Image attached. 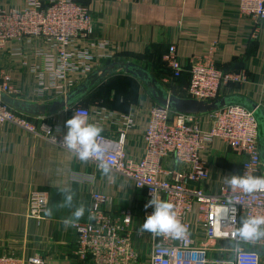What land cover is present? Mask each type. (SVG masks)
<instances>
[{
  "label": "crops",
  "instance_id": "1",
  "mask_svg": "<svg viewBox=\"0 0 264 264\" xmlns=\"http://www.w3.org/2000/svg\"><path fill=\"white\" fill-rule=\"evenodd\" d=\"M79 1L88 7L94 21L93 35L85 44L90 69L83 75H68L67 81L75 83L74 89L93 73L104 69L108 72L78 103L64 108L54 106L72 89L66 87L67 92L57 94L50 88L48 73L40 79L33 72L32 65L42 66L43 54L51 53L50 43L13 39L0 48V78L8 75L18 90L11 98L38 107L32 113L12 107L29 120L67 131L65 121L74 115L73 110L79 106L89 108L88 122L102 128L101 134L106 137L116 138L124 131L128 155L139 160L145 152L150 108L157 101L140 77L120 70L119 65L132 63L141 76L149 73L168 95L188 98L189 61L208 56L212 46L218 68L247 75L246 81L227 85L223 95L246 96L264 109V21L257 24L240 15V0ZM0 3L7 8H22L29 2ZM170 45L176 46L185 66L178 78L164 61ZM195 118L202 129H208L207 113L195 114ZM202 158L210 173L204 182L207 192H217L226 177L241 175L242 157L219 139L213 140ZM165 168L174 171L181 166L169 158ZM161 176L171 177L167 173ZM34 190L48 193L51 212L41 223L26 216L28 197ZM96 192L109 197L103 209L114 220L130 210L135 213L133 226L140 228L146 199L143 190L111 169L103 172L92 160L81 161L44 137L13 124H0V256L40 255L47 264H79L75 257L77 235L71 224L91 220L89 208ZM80 207L83 214L76 218L73 213ZM136 241L139 248H148L147 236Z\"/></svg>",
  "mask_w": 264,
  "mask_h": 264
},
{
  "label": "built area",
  "instance_id": "2",
  "mask_svg": "<svg viewBox=\"0 0 264 264\" xmlns=\"http://www.w3.org/2000/svg\"><path fill=\"white\" fill-rule=\"evenodd\" d=\"M28 2L22 8H7L0 3V48L13 39L50 43L51 53L43 54L42 66L32 65L33 72L40 79L44 72L48 73L50 88L55 93L67 92L66 87L70 90L75 84L67 81L68 75H83L90 69L87 64L90 53L85 44L94 32L91 12L78 0ZM238 10L240 15L254 19L257 24L264 21V0H240ZM214 52L212 46L208 56L190 59L188 98L211 102L223 97V89L230 83L247 80L242 71L218 68L213 60ZM164 61L174 77L184 72L185 66L175 45L169 46ZM17 92L10 77L3 74L0 93L13 97ZM73 113L88 118L91 110L79 106ZM207 118L210 125L204 130L195 114L175 112L158 102L153 103L144 133L145 152L139 160L128 155L124 131L116 138L103 134L97 137V143L103 146L102 159L109 169L143 190L145 204L152 193L171 202L186 228V235L183 239H171L139 231L133 226L135 213L130 210L122 212L121 219L114 220L103 209L109 197L96 192L89 208L91 220L71 224L77 235L75 257L79 264H264V238L243 241L235 235L242 217L264 216V191L248 193L232 189L225 181L217 192H207L204 182L210 173L202 158L213 140L219 139L242 157L241 175L264 176L257 119L251 110L240 104L208 112ZM6 123L68 150L63 145L66 130L44 121L35 123L0 98V124ZM169 158L175 159L181 168L166 171L164 163ZM89 160L99 163L94 157ZM164 173L171 177H162ZM229 202L236 207L235 222L228 219L232 214ZM48 205V193L34 190L28 197L26 216L41 223ZM152 211V207H143L142 217ZM144 236L148 237V248L141 249L136 239ZM0 264H47V261L40 255L6 253L0 256Z\"/></svg>",
  "mask_w": 264,
  "mask_h": 264
},
{
  "label": "clouds",
  "instance_id": "3",
  "mask_svg": "<svg viewBox=\"0 0 264 264\" xmlns=\"http://www.w3.org/2000/svg\"><path fill=\"white\" fill-rule=\"evenodd\" d=\"M67 129L63 137V145L74 153L81 161H87L94 157L99 163L98 167L105 173L109 171V165L102 159L103 146L97 143L102 128L89 123L88 118L74 114L65 121ZM230 188H239L244 192L264 191V176L252 175H230L225 178ZM67 199L71 200V195ZM231 207L230 222L236 220L235 204L229 202ZM145 209L152 207L153 211L144 218L139 231L151 233L155 236H168L171 239H183L186 235V228L177 217V212L171 202L160 199L152 193L151 199L144 205ZM83 207L75 210L74 217L79 218L83 214ZM51 210L46 209V214ZM235 235L243 241H255L264 238V216L242 217Z\"/></svg>",
  "mask_w": 264,
  "mask_h": 264
},
{
  "label": "water",
  "instance_id": "4",
  "mask_svg": "<svg viewBox=\"0 0 264 264\" xmlns=\"http://www.w3.org/2000/svg\"><path fill=\"white\" fill-rule=\"evenodd\" d=\"M119 69L140 77L150 87V91L152 92L156 101L164 106H167L169 109L175 112L186 114H203L231 104H240L247 107L254 113V116L258 122V141L262 163L264 165V109H262V107L255 101L239 94L223 96L211 102L168 95L162 85L157 83L149 73H147L146 76H141L139 68L134 64L123 63L119 65ZM107 72L108 69H104L100 72L93 73L84 82L69 91L65 97L57 100L54 103V106L64 108L78 103L87 95L89 91L93 89V87L106 75ZM0 98L8 103L11 107L28 113H32L38 108L36 105L20 102L4 93H0ZM40 108H43V106H40Z\"/></svg>",
  "mask_w": 264,
  "mask_h": 264
},
{
  "label": "trees",
  "instance_id": "5",
  "mask_svg": "<svg viewBox=\"0 0 264 264\" xmlns=\"http://www.w3.org/2000/svg\"><path fill=\"white\" fill-rule=\"evenodd\" d=\"M79 1V0H78ZM80 2V1H79ZM82 3V2H81ZM83 4V3H82Z\"/></svg>",
  "mask_w": 264,
  "mask_h": 264
},
{
  "label": "rangeland",
  "instance_id": "6",
  "mask_svg": "<svg viewBox=\"0 0 264 264\" xmlns=\"http://www.w3.org/2000/svg\"><path fill=\"white\" fill-rule=\"evenodd\" d=\"M236 83H238V82H236Z\"/></svg>",
  "mask_w": 264,
  "mask_h": 264
}]
</instances>
